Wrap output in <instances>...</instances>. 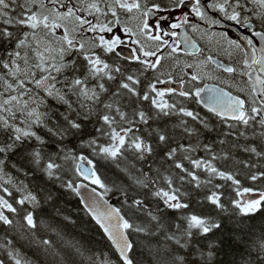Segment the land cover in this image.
Masks as SVG:
<instances>
[{"label":"snow or ice","instance_id":"obj_1","mask_svg":"<svg viewBox=\"0 0 264 264\" xmlns=\"http://www.w3.org/2000/svg\"><path fill=\"white\" fill-rule=\"evenodd\" d=\"M0 264H264V0H0Z\"/></svg>","mask_w":264,"mask_h":264},{"label":"trees","instance_id":"obj_2","mask_svg":"<svg viewBox=\"0 0 264 264\" xmlns=\"http://www.w3.org/2000/svg\"><path fill=\"white\" fill-rule=\"evenodd\" d=\"M66 232L69 239H78L82 243L88 244L91 247L99 248L104 243L100 240V236L98 235V233L93 229L81 231L78 228L69 227Z\"/></svg>","mask_w":264,"mask_h":264},{"label":"flooded vegetation","instance_id":"obj_3","mask_svg":"<svg viewBox=\"0 0 264 264\" xmlns=\"http://www.w3.org/2000/svg\"><path fill=\"white\" fill-rule=\"evenodd\" d=\"M232 35L234 36V35H235V33H233ZM257 44H258V41H257ZM258 46H259V45H258ZM221 59H226V58H224V57H221Z\"/></svg>","mask_w":264,"mask_h":264},{"label":"water","instance_id":"obj_4","mask_svg":"<svg viewBox=\"0 0 264 264\" xmlns=\"http://www.w3.org/2000/svg\"><path fill=\"white\" fill-rule=\"evenodd\" d=\"M125 54H127V50H126V48H125ZM114 202V201H113Z\"/></svg>","mask_w":264,"mask_h":264}]
</instances>
